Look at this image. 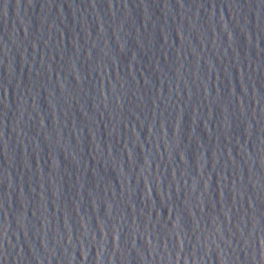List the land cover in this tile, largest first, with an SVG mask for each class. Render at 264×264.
Segmentation results:
<instances>
[{
    "label": "water",
    "instance_id": "water-1",
    "mask_svg": "<svg viewBox=\"0 0 264 264\" xmlns=\"http://www.w3.org/2000/svg\"><path fill=\"white\" fill-rule=\"evenodd\" d=\"M0 264H264V0H0Z\"/></svg>",
    "mask_w": 264,
    "mask_h": 264
}]
</instances>
